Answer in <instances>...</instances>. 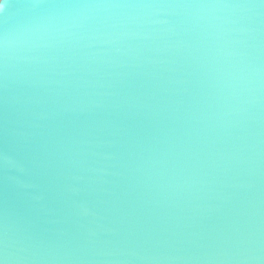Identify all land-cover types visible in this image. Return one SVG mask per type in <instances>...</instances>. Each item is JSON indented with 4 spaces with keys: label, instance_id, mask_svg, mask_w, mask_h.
Instances as JSON below:
<instances>
[{
    "label": "water",
    "instance_id": "95a60500",
    "mask_svg": "<svg viewBox=\"0 0 264 264\" xmlns=\"http://www.w3.org/2000/svg\"><path fill=\"white\" fill-rule=\"evenodd\" d=\"M3 264H264V2L8 0Z\"/></svg>",
    "mask_w": 264,
    "mask_h": 264
},
{
    "label": "snow or ice",
    "instance_id": "6c2138e0",
    "mask_svg": "<svg viewBox=\"0 0 264 264\" xmlns=\"http://www.w3.org/2000/svg\"><path fill=\"white\" fill-rule=\"evenodd\" d=\"M262 2H264V0H262ZM7 7H8V0H3V3H0V13L6 11ZM0 264H3V262L0 261Z\"/></svg>",
    "mask_w": 264,
    "mask_h": 264
},
{
    "label": "clouds",
    "instance_id": "9594fccd",
    "mask_svg": "<svg viewBox=\"0 0 264 264\" xmlns=\"http://www.w3.org/2000/svg\"><path fill=\"white\" fill-rule=\"evenodd\" d=\"M0 3H3V0H0Z\"/></svg>",
    "mask_w": 264,
    "mask_h": 264
}]
</instances>
